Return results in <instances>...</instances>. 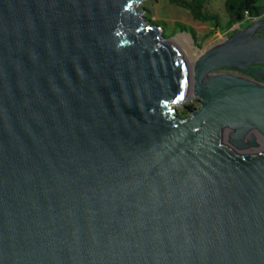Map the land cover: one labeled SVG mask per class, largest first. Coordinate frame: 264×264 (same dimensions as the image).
Returning a JSON list of instances; mask_svg holds the SVG:
<instances>
[{
	"label": "water",
	"instance_id": "1",
	"mask_svg": "<svg viewBox=\"0 0 264 264\" xmlns=\"http://www.w3.org/2000/svg\"><path fill=\"white\" fill-rule=\"evenodd\" d=\"M141 1L0 0V264H264V18L191 65Z\"/></svg>",
	"mask_w": 264,
	"mask_h": 264
},
{
	"label": "rangeland",
	"instance_id": "2",
	"mask_svg": "<svg viewBox=\"0 0 264 264\" xmlns=\"http://www.w3.org/2000/svg\"><path fill=\"white\" fill-rule=\"evenodd\" d=\"M257 4L264 6V0H257ZM137 8L144 9L143 16L150 15L151 20L164 24V29L160 34V40H169L173 42L180 48L191 65L196 56L203 50L221 43L224 38L229 37L238 29L237 26H235L234 30L228 33V29L225 27L228 18L224 10V0H205V9L209 12L217 13L219 16L221 27L216 29H213L209 23L194 20L187 10L170 4L167 0H142L137 5ZM176 22L191 26L195 30L196 37L194 38L190 33L185 31H175ZM246 26L247 25H243V27ZM206 34L210 35L204 37ZM216 73L231 74L223 71ZM190 104L198 107L199 102L197 97L190 95L181 105H173L172 109L176 115L185 117L189 115L185 107Z\"/></svg>",
	"mask_w": 264,
	"mask_h": 264
},
{
	"label": "trees",
	"instance_id": "3",
	"mask_svg": "<svg viewBox=\"0 0 264 264\" xmlns=\"http://www.w3.org/2000/svg\"><path fill=\"white\" fill-rule=\"evenodd\" d=\"M170 4L178 6L187 10L192 18L199 22L209 23L213 29L220 28V19L217 13L209 12L205 9V0H167ZM224 10L227 14L226 28H231L234 24H246L249 25L250 19L264 18V6L257 4V0H224ZM145 18L150 21L151 24H157L164 29V24L161 22H155L151 20L150 15H146ZM175 31H185L190 33L194 38L196 37L195 30L188 25L180 22L175 23ZM210 34H206L204 37H208ZM186 111L189 113L195 108L193 104L187 105Z\"/></svg>",
	"mask_w": 264,
	"mask_h": 264
},
{
	"label": "flooded vegetation",
	"instance_id": "4",
	"mask_svg": "<svg viewBox=\"0 0 264 264\" xmlns=\"http://www.w3.org/2000/svg\"><path fill=\"white\" fill-rule=\"evenodd\" d=\"M260 19V18H259ZM253 21H251L250 23H252ZM249 23V24H250ZM243 25H246V24H241V27H243ZM228 72V73H231V74H237V75H240V76H244V77H247V78H250V79H254L256 80L257 78L251 74H246V73H241V72H236V71H233V70H230V69H227V68H222V69H218L216 70V72ZM196 107V106H195Z\"/></svg>",
	"mask_w": 264,
	"mask_h": 264
},
{
	"label": "built area",
	"instance_id": "5",
	"mask_svg": "<svg viewBox=\"0 0 264 264\" xmlns=\"http://www.w3.org/2000/svg\"><path fill=\"white\" fill-rule=\"evenodd\" d=\"M251 21H255L257 19H250ZM235 26H237V28H240L241 27V24L240 23H237V24H234L231 28L228 29V33H231L232 30H234ZM225 39V38H224ZM223 39V40H224Z\"/></svg>",
	"mask_w": 264,
	"mask_h": 264
},
{
	"label": "bare ground",
	"instance_id": "6",
	"mask_svg": "<svg viewBox=\"0 0 264 264\" xmlns=\"http://www.w3.org/2000/svg\"><path fill=\"white\" fill-rule=\"evenodd\" d=\"M173 43V42H172ZM174 44V43H173ZM180 49V48H179ZM183 54V53H182ZM184 55V54H183ZM184 57H186L185 55H184ZM186 59V58H185ZM187 61H188V59H186ZM189 62V61H188ZM263 141H264V139H263Z\"/></svg>",
	"mask_w": 264,
	"mask_h": 264
}]
</instances>
